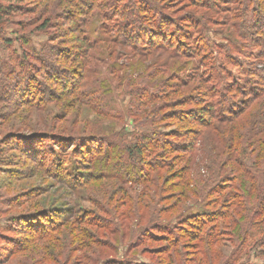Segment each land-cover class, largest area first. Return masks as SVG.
I'll return each mask as SVG.
<instances>
[{"label": "rangeland", "instance_id": "obj_1", "mask_svg": "<svg viewBox=\"0 0 264 264\" xmlns=\"http://www.w3.org/2000/svg\"><path fill=\"white\" fill-rule=\"evenodd\" d=\"M128 1L0 0L4 12L10 9L0 23V264H174L167 258L174 248L181 264H264V192L257 195L256 181L243 186V178L234 179L249 167L259 169L257 154L248 150L241 157L242 167L233 166V172L230 162L243 152L240 136L233 138L218 127L214 131L210 124L202 128L179 122L178 117L162 124L143 121L141 104L151 91L145 85L151 87L158 76L139 84L146 73L136 60L149 53L147 67L174 64L167 71L172 74L170 86H178L175 75L183 76L191 94L180 86L173 98L188 102L189 95H197L190 75L199 53L171 62L167 53L149 51L140 27L137 41L131 38L135 57L136 52L119 43L125 41L120 27L126 24L120 12L126 13ZM140 1L159 10L152 14L173 19L178 39L201 28L213 46L225 45L233 63L223 57L214 61L217 68L224 66L213 71L218 75L214 78L226 77L241 87L243 78L250 77L247 71L253 74L259 67L251 55L261 51L246 48H251L247 43L255 33L249 40L237 33L240 19L233 9L240 0H224L228 12L209 10L198 4L201 0ZM47 48L58 59L43 62ZM239 92L227 95L237 108L246 98ZM214 100L196 98L193 105L177 110L188 116ZM243 113V121L250 120V112ZM252 122L239 124L238 134L249 136ZM151 133L167 139L169 150L145 158L150 164L146 170L129 161L120 174L116 159L101 168L105 155L115 158L121 151L117 147L138 143ZM190 143L191 152L177 151ZM44 160L52 164L41 166ZM185 165L193 168L187 186L182 185ZM193 182L197 191H205L202 197L188 191ZM232 222L237 225L230 226ZM80 229L96 244L79 241ZM198 230V239L186 237ZM181 235L179 244L173 242Z\"/></svg>", "mask_w": 264, "mask_h": 264}, {"label": "trees", "instance_id": "obj_2", "mask_svg": "<svg viewBox=\"0 0 264 264\" xmlns=\"http://www.w3.org/2000/svg\"><path fill=\"white\" fill-rule=\"evenodd\" d=\"M195 1V0H194ZM224 0H214L213 3H210V0H201V2H198L199 5L207 6V9L214 10L219 12L220 9H223L224 12H228L230 8L229 2L226 1L223 3ZM129 7H127V11L125 13V10H122L123 12H120L121 17L126 19V24L122 25L121 28V34L120 36L125 38V41L119 42L122 45H127L129 48H131L135 53V57L137 56V48L134 47L135 41H137L135 36L136 34L139 35L142 31L140 27H143L145 37H142V41H145L144 43H147V45L150 47L149 51H153L154 49L161 50V53H167L168 57L170 58L171 62L175 59H179L184 57L185 59L192 58V55H194V52L199 53L198 61L194 68H191L192 74L190 77L194 79V89L197 92V95L191 98L192 96L189 95V93H182L181 95H189V101H181L180 99L174 100V96L178 95L180 90V86L182 89L186 88L187 91H189L188 85L186 82L188 80H185L182 77H173V79L177 80V87L170 86V76L172 74L167 73V71L171 70L174 67V64L170 65V63L162 62V64H154L150 63L148 67L146 66L147 61L149 60V53L141 55L138 60H136V66L143 67L145 70V79L141 81L139 84H147L149 78L158 76L157 80L152 83L151 87H147L145 85L146 91L148 89H151L149 93H146V102H142V106L144 108L140 111V114L143 115V121L148 125L150 123L154 124H162L166 119H173V117H178L179 122H186L189 124H195L199 127H205L206 125L210 124V129L217 131V127L221 130L227 131L229 134H233V138H237L240 136V139L242 138L241 144H243V148L241 151L242 153H236L235 158L232 159L230 162V166L232 169L230 171L235 172V167L241 164V157L244 158L245 154L248 150H250V153H256L257 157L259 158V169L255 168L254 171L253 168H248L247 170L244 169L242 174L239 176H235L236 178H243L242 185L245 186V183H251L253 184L255 181L258 183V186L256 187L257 195L261 196L264 192V0H240L238 1V5L235 6L234 10V17L237 19H240V21L237 23V33L240 37L248 39L247 37H250L251 32L255 33L254 40L251 38V40L248 41L247 44L251 46V48L246 47L247 49H252L255 47L259 49L261 52H259L256 55H251L253 59H256V63L259 62V67L257 68L255 73H250V70H246L249 78H243L242 80V86L236 84V82H233L231 84L230 80H226V77H218L214 78L218 75H213V71L220 70L224 68L222 67V64H219L220 67L217 68V66L214 65V61H217L218 58L223 57V60L225 61L227 58H229L226 55L225 45L223 44H216L213 46L211 40H209L205 33L201 30V28L197 29L191 36L188 34L183 33V35L178 39L179 33H176L175 30H173L174 22H171L169 16H166L164 14H159L156 16V14L159 10L157 9H149L146 6V3H143L142 1H135V0H129ZM237 3V1H235ZM195 5V4H194ZM111 6H114L113 4ZM220 8V9H219ZM5 8L0 6V23L2 22V17L5 14H9V10L7 9L6 12H4ZM152 12V13H151ZM137 13V14H136ZM149 18L147 15H150ZM119 15V14H118ZM153 17V20H151ZM146 24L145 27L141 24V19H145ZM192 24L189 25V29L194 30ZM44 26V25H43ZM45 27V26H44ZM177 27V26H176ZM232 27V26H231ZM119 28V29H120ZM131 38H135V41ZM140 39V38H139ZM173 39H176L175 42ZM185 40V41H184ZM129 41V42H128ZM160 41V42H159ZM155 42H158L159 44H155ZM247 42V40L245 41ZM104 44L106 42H103ZM110 43H116V42H110ZM177 43L180 45L179 48H176L174 45ZM233 43V42H232ZM194 44V45H192ZM183 45H188L187 49L184 48L182 50ZM191 45V46H190ZM212 45V47H211ZM154 47V48H153ZM175 48V50H174ZM183 52H180V51ZM148 51V52H149ZM176 51V53L174 52ZM45 59H42V61H48L50 59H58V56L56 53L51 54V48L50 51L47 48V52L45 55H43ZM139 56V55H138ZM221 59V58H220ZM230 63H233L230 58ZM48 64V63H47ZM131 65V71H132ZM182 67V66H181ZM45 69H47V66H44ZM213 69V70H212ZM181 68L178 70V73L181 72ZM251 76L256 77V80H253ZM169 77V78H168ZM172 79V80H173ZM50 82H53L55 85H57V82H54L52 80H49ZM186 81V82H185ZM66 87V85H65ZM235 87V88H234ZM238 90L240 91L239 94L246 97L245 102L243 103V106L237 108V102H231L227 95L232 93V91ZM169 91L171 93L169 94ZM192 91V90H191ZM190 92V91H189ZM72 94V93H69ZM191 94V92H190ZM213 97L215 100L214 102H206L203 106V108H198L197 112H191L188 116H183L182 111H179L177 109H181L183 106H190L193 105V100L196 98H200V100L206 101V98ZM178 112H177V111ZM245 111H248V116L250 117V120L252 121V124L254 125V129L249 132V136L243 138L242 135L238 134V130L236 127H240L242 123L248 122L243 121L244 119V113ZM163 114H160V113ZM178 116H176V115ZM244 115V116H243ZM210 119V121H209ZM211 120L219 121V123L216 125H212ZM236 122V123H235ZM235 123V124H233ZM225 128H221V127ZM223 131V132H224ZM254 139V140H253ZM249 140H253L252 143H250L247 147L244 145L246 142H250ZM166 141L167 139L160 140L157 134H150L149 136H141L138 143L132 144V145H122L117 147V150H121L119 155H115V158L105 155L107 158L105 163L101 164V168L106 167L109 163V161H113L116 159L117 163H119V170L118 172L122 171L121 169L124 168L127 165V162H135L140 164L142 167L141 169L146 170L147 167L150 166L149 162L146 161L145 158H148L149 155H155L157 156L164 153H168V148L166 147ZM73 148H71V152L73 154L75 153L74 144H71ZM189 147L185 146L183 148H177V151H184L191 152V143L188 145ZM61 150V149H60ZM162 153H158V151ZM170 152V151H169ZM237 152V149H236ZM240 159V160H238ZM245 159V158H244ZM47 160H44L43 162H40L41 166H48L49 164H52V162H45ZM185 159H182L179 161V163H183ZM190 159L187 160V163H189ZM66 163V162H65ZM88 163V162H87ZM176 164V163H175ZM253 164V163H252ZM177 165V164H176ZM254 165V164H253ZM186 166V165H185ZM193 167L195 168V165L193 164ZM242 167V164L241 166ZM246 167V166H245ZM187 168V169H186ZM186 171L185 174L182 177V182H184L182 185L187 186L188 182L186 181L187 175H192L193 168L185 167ZM197 169V168H196ZM113 170V168H112ZM67 172V169H65ZM69 173V171H68ZM67 173V174H68ZM117 176L119 174L116 172ZM121 174V172H120ZM252 180V181H251ZM244 182V183H243ZM194 186L193 189H190L188 191L192 192L195 197L204 195V190L199 189L202 194L197 191L195 188V182H193ZM250 186V184H249ZM211 190L213 191V188L211 186ZM182 193V192H181ZM257 196V198H259ZM198 197V198H200ZM256 198V200H257ZM245 203L248 204L249 200L247 196H244ZM262 205V204H261ZM237 208V207H236ZM238 209V208H237ZM263 212H264V204H263ZM184 211V210H183ZM182 211V212H183ZM193 211V210H192ZM197 211V210H194ZM193 213V212H192ZM201 214V213H200ZM217 214H215L216 216ZM189 217H192L191 214H189ZM189 219V218H188ZM202 224H205V221L203 220L201 222ZM264 223V222H263ZM187 226V223H184ZM189 225H192L191 222L188 223ZM237 224L235 222L230 223V226L234 227ZM262 232L264 233V227H262ZM83 230L80 229L78 232V240L82 241L83 239H86L85 242H89V240L92 241V244L95 242L94 238H89ZM201 230H198V234L195 236L193 235H186V237H189L190 239H198L201 235ZM92 236V235H91ZM209 239H211V235L208 234ZM183 236L178 237L175 243L179 244V241ZM177 241V242H176ZM213 241V240H212ZM264 241V238L263 240ZM84 243V249L87 253L93 254L90 252L91 247L87 246L88 244ZM96 244V242H95ZM174 244V243H173ZM177 244V245H178ZM176 245V246H177ZM177 249L174 248L170 254L167 255V258L172 260L174 264H181V262L178 260L180 258L181 254H177ZM176 260H175V258Z\"/></svg>", "mask_w": 264, "mask_h": 264}]
</instances>
